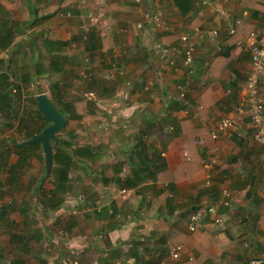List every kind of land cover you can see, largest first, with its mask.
Here are the masks:
<instances>
[{
    "label": "crops",
    "instance_id": "0c3cea01",
    "mask_svg": "<svg viewBox=\"0 0 264 264\" xmlns=\"http://www.w3.org/2000/svg\"><path fill=\"white\" fill-rule=\"evenodd\" d=\"M39 1L45 7L51 0ZM148 1L80 0L43 18L37 0H26L32 16L23 23L0 1V72L22 84L21 109L31 103L35 80L60 111L76 99L88 104V117L64 114L66 125L52 143L53 154H68L66 147L71 155L64 192H56L61 164L53 159L48 173L42 145L19 149L14 141H21L12 140L18 119L0 131V140L9 136L0 141V264H69L75 250L81 264H248L264 255V146L246 117L211 135L245 103L250 35H264V0H154L168 31L138 28ZM50 18L51 31H40ZM34 23L38 31L29 28ZM231 27L238 31L230 34ZM183 35L196 43L191 64L184 62ZM27 43L37 53L28 54ZM51 52L62 70L39 77L30 70L23 85L33 64L44 72ZM222 185L233 207L224 204ZM210 206L225 223L208 212L190 230V215Z\"/></svg>",
    "mask_w": 264,
    "mask_h": 264
},
{
    "label": "built area",
    "instance_id": "2783aa9c",
    "mask_svg": "<svg viewBox=\"0 0 264 264\" xmlns=\"http://www.w3.org/2000/svg\"><path fill=\"white\" fill-rule=\"evenodd\" d=\"M136 4H142L144 0H132ZM203 4L210 3L212 0H197ZM227 1V0H222ZM154 0H149L148 3L152 5ZM143 19L137 23L138 28H161L163 30H172L170 23L164 16L163 9L159 5H152L150 8L143 10ZM90 17L91 14H89ZM241 20H237L239 25ZM218 30H212L209 33L211 39H215L218 36ZM238 30L236 27H231L229 29L230 34L236 33ZM182 40V53L184 54V62L186 64H191L195 55L196 43L191 40L188 35H183ZM251 43L249 45L251 61L250 68L246 73L245 80V91L246 99L245 103L237 107L234 118H224L218 125V129L212 132V137L217 138L218 133L227 130L237 123L238 120H242L245 117L249 119L251 125L254 129V140L264 146V100L261 96V79L264 75V35L259 36L258 33L253 32L250 35ZM83 74V71H81ZM131 84V83H130ZM129 84V85H130ZM128 85V86H129ZM120 93L125 99L129 98V91L126 89H120ZM94 92L90 91L87 93L88 97H94ZM105 127L107 125H104ZM216 162V159H212L210 162H204V166H212ZM126 190V189H124ZM222 194L224 196V204L232 207V202L230 199V190L225 185L221 186ZM100 210V207H98ZM210 212L214 215L215 220L218 224L225 223V217L222 216L217 207H202L195 210L190 215L189 229L195 230L199 224L204 220L205 215ZM102 237V234H100ZM172 256L177 258L179 256V247L172 253ZM264 255H256L249 259L248 264H263ZM69 264H79L76 259L69 261Z\"/></svg>",
    "mask_w": 264,
    "mask_h": 264
},
{
    "label": "trees",
    "instance_id": "16d2710c",
    "mask_svg": "<svg viewBox=\"0 0 264 264\" xmlns=\"http://www.w3.org/2000/svg\"><path fill=\"white\" fill-rule=\"evenodd\" d=\"M70 2L71 0H60L59 3L57 2L56 4H51V5L48 4L47 10L49 13L43 16V18L51 17L52 15L57 13L58 9L59 10L61 9L60 7L68 5ZM3 20L0 21V28H1V22ZM36 20L37 18L34 19V21ZM3 39L4 38H0V44L3 43L2 41ZM44 43H49V40H45ZM51 54L52 56L50 58V63L46 67V69H44V72H41L43 70V67H40L36 63L33 64L34 67L32 69H29L28 71L29 74L27 73L25 74L24 78H21L23 85L28 86L30 84L29 83L31 79L30 70H32L31 72H34V73L38 72L37 73L38 77L40 74L49 75V74H53L55 72H59L62 70L57 60H55L56 55L53 52H51ZM1 62H2V59H0V63ZM10 71L14 73V68L12 67L11 64H10ZM0 82L2 83V85L0 84V131H3L2 128H4L6 125L8 126L10 120H12L14 117V119L19 120V123L17 127L15 128V130L13 131V133L15 134L16 132L18 135H20V137L15 136L14 138H12V140L18 139L20 141H23V140H27V139H30L38 135L50 123V121L38 110L36 98L32 97L30 99L31 101L30 105L27 108L21 109L20 103H19L20 99H19L17 91L21 90L22 84L17 82V78L13 79V81L11 82L10 75L6 72H0ZM58 90H59L58 84L52 83L51 84L52 93H55ZM87 105L88 104L85 99H79V100L76 99L74 101L65 102L63 104L64 108L61 109V112L63 113V115L64 114L66 115L67 112H69L72 118L79 119L81 117H86V116L88 117V114L86 113ZM6 138H9V136L3 137L0 141L5 142ZM51 143H55V141L51 140ZM34 145H41V143H35ZM25 148L27 147L22 146L19 149H25ZM84 149L85 147L81 148V150H84ZM65 150L69 154V150L66 147H65ZM77 151L78 153H80V150H77ZM62 152H64V150H62ZM62 152L61 150H57L53 154L54 161L61 164V176L58 175L59 178H57L58 182L56 183L57 184L56 192H59V191L64 192V185L68 181L67 174L70 168L69 161H70L71 155H68V154L65 155ZM3 154H5L4 150L1 151L0 153L1 161L3 160V157H4V156L2 157ZM141 154H142V151L140 152L139 156H141ZM157 167L158 165L155 166V168ZM152 178L154 181L158 180L153 174V172H152ZM4 210H5L4 208H1L0 213L2 214ZM175 234L178 235L180 240H184L186 236L183 232H180L178 230H175ZM194 263H196V261Z\"/></svg>",
    "mask_w": 264,
    "mask_h": 264
},
{
    "label": "rangeland",
    "instance_id": "374dc122",
    "mask_svg": "<svg viewBox=\"0 0 264 264\" xmlns=\"http://www.w3.org/2000/svg\"><path fill=\"white\" fill-rule=\"evenodd\" d=\"M0 1H3V0H0ZM5 2L3 3V5L6 7V8H8V9H10L11 10V13L13 14V19H16L17 21H19V22H24V21H21V19H24V18H26L28 15H30V10L29 9H32V7L33 6H30V7H28V4H27V2H26V0H4ZM45 1V0H44ZM44 1H43V3H44ZM55 1H57L58 3L60 2V0H51V1H49L46 5H45V7H44V4L43 5H41V2L39 1V0H37V2L35 3V2H33V4H35L36 6L35 7H37V11H38V14L40 15V14H43V13H49L48 12V10H47V5L48 4H56L57 2H55ZM87 1V0H86ZM79 3H80V0H71V2L68 4V5H65V6H62V7H60V8H66V7H71L72 5L74 6V5H79ZM60 12V10L58 9V11H57V13H59ZM30 16H32V15H30ZM73 19V18H72ZM87 18L85 17L84 18V20H86ZM31 20V19H30ZM53 20L54 19H52V18H50V19H48V20H46V22H45V24H44V29H46V30H44V29H42V30H40V31H51L50 29V27L48 26L50 23H53ZM78 20H79V22L81 21V19H79L78 18ZM28 21V20H27ZM30 22V21H29ZM43 24V22L40 24V25H42ZM38 26H39V23H37V24H32V25H30V27L29 28H32V27H34V29L36 30V31H38ZM43 26V25H42ZM49 29V30H48ZM80 29V28H79ZM30 38H33V36L31 35L30 36ZM30 41V40H29ZM28 47H27V49H28V51L27 50H25L28 54H31V53H33V52H36L37 53V47H35L34 45H33V47L34 48H36L34 51H31V46H30V44L29 43H27L26 44ZM30 49V50H29ZM35 53V54H36ZM10 54V53H9ZM15 54V53H14ZM30 56V55H29ZM24 60V59H23ZM23 60H21V62L22 63H25V61H23ZM35 61H36V59H35ZM34 61V62H35ZM17 70V69H16ZM81 71H83V74H85V71H86V68L84 67L83 69H81ZM80 74H81V72H80ZM38 83H39V80H35V81H33V86H32V89H31V93H30V95H32V97H34V95L35 94H38L39 92H41L44 88L42 87V86H40V85H38ZM40 84V83H39ZM44 85H46L45 83L43 84V86ZM49 88H46V90L49 92V95L51 96V93H50V90H48ZM88 92V91H87ZM89 93V92H88ZM64 96L65 97H68V96H70L68 93H64ZM31 98V97H30ZM84 98H86L89 102H91V103H95V101L93 100V97H88L87 96V93L85 94L84 93ZM92 99V100H91ZM27 101V100H26ZM121 125V124H120ZM78 130H81V128H78ZM3 134H4V136H6L5 135V133L3 132ZM10 133H8V135H9ZM15 136H17V137H20V135H15ZM93 138H95V137H97V136H99V135H96V134H92L91 135ZM89 137V136H88ZM92 139V138H91ZM100 139V138H99ZM82 141H78V142H81V143H86L85 141V139L84 138H82L81 139ZM60 233H61V235L62 236H66V234H65V232L62 230V231H60ZM102 234V233H101ZM100 236V235H99ZM80 254H81V251L80 250H75L74 251V253H73V255H74V257L72 258V259H76L78 262H79V264H81L80 263ZM8 256V261L10 260V255H7ZM5 262H6V259L4 260Z\"/></svg>",
    "mask_w": 264,
    "mask_h": 264
},
{
    "label": "water",
    "instance_id": "95a60500",
    "mask_svg": "<svg viewBox=\"0 0 264 264\" xmlns=\"http://www.w3.org/2000/svg\"><path fill=\"white\" fill-rule=\"evenodd\" d=\"M38 110L50 121V123L35 137L17 142V146L31 145L41 143L45 165L49 173L53 164V148L51 140H58V133L65 127L66 118L63 113L54 104L51 96L47 92L36 95Z\"/></svg>",
    "mask_w": 264,
    "mask_h": 264
},
{
    "label": "clouds",
    "instance_id": "9594fccd",
    "mask_svg": "<svg viewBox=\"0 0 264 264\" xmlns=\"http://www.w3.org/2000/svg\"><path fill=\"white\" fill-rule=\"evenodd\" d=\"M144 3V2H143ZM90 17V16H89ZM91 18V17H90ZM24 141V140H23ZM231 199V198H230ZM233 207V206H232Z\"/></svg>",
    "mask_w": 264,
    "mask_h": 264
}]
</instances>
